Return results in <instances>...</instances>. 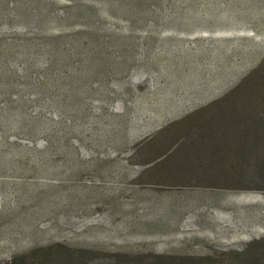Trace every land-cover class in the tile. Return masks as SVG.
<instances>
[{"label": "rangeland", "instance_id": "1", "mask_svg": "<svg viewBox=\"0 0 264 264\" xmlns=\"http://www.w3.org/2000/svg\"><path fill=\"white\" fill-rule=\"evenodd\" d=\"M44 1L61 10L73 0ZM182 2L178 19H141L131 33L106 16L108 38L132 43L112 68L98 63L109 73L82 88L79 117L30 94L26 115L50 130L2 131L0 264H233L264 245V177L223 183L230 151L202 155L190 140L214 124L210 111L184 114L264 57V0Z\"/></svg>", "mask_w": 264, "mask_h": 264}, {"label": "trees", "instance_id": "2", "mask_svg": "<svg viewBox=\"0 0 264 264\" xmlns=\"http://www.w3.org/2000/svg\"><path fill=\"white\" fill-rule=\"evenodd\" d=\"M182 1L176 4V0H73L68 9L60 10L44 0H19L16 3L0 0V26L16 22L25 26L19 32L0 33V138L8 126H15L31 136L40 128L50 130L52 124L50 127L40 119L41 116L30 118L26 115L30 104L25 99L30 94L41 101L53 100L63 115L71 108L75 118L80 116L82 88L109 73L97 71L98 63L112 68L118 56L124 55L129 48L128 42L132 43L130 36L124 43L108 38L111 33L106 29V16L117 15L126 20L131 33L135 22L141 19L149 26L158 22V18L178 19L180 16L175 14L182 8L178 6L183 5ZM77 21L81 24L72 27L71 24ZM50 25H56L58 31H50ZM4 36L11 38L4 39ZM68 100L72 105L67 104ZM206 110L210 111L214 124L208 129L198 125L190 140L193 147L201 148L202 155L204 149L220 155L224 148L226 157L229 151L231 156L233 153L229 156L230 172L222 182L264 177V57L226 92L184 114H200ZM207 142L211 144L209 149L199 145ZM4 144L0 140L1 156H6ZM176 144L170 150L166 149L168 152L159 160L169 158ZM50 145L48 143L47 148ZM12 156L16 159L19 154ZM187 178L193 180V177ZM211 180L217 182L218 179ZM234 256L233 264H264V245ZM145 264L212 263L183 259Z\"/></svg>", "mask_w": 264, "mask_h": 264}]
</instances>
